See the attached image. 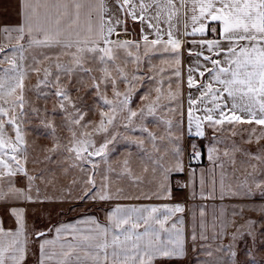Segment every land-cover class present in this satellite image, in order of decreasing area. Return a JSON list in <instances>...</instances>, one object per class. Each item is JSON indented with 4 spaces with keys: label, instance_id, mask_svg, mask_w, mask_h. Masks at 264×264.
<instances>
[{
    "label": "snow or ice",
    "instance_id": "snow-or-ice-1",
    "mask_svg": "<svg viewBox=\"0 0 264 264\" xmlns=\"http://www.w3.org/2000/svg\"><path fill=\"white\" fill-rule=\"evenodd\" d=\"M37 49L56 51L38 57ZM45 61L53 63L42 68ZM33 74L37 81L29 87ZM82 89L91 104L74 99L73 92ZM28 92L44 101L54 98L52 112L34 107ZM49 115L61 117L63 143L55 121L44 118ZM32 118L52 139L43 160L29 152L26 126ZM153 121L162 123L163 134L149 129ZM120 128L141 134L131 143L146 163L137 173L125 159L120 173L109 165L101 174L96 158L108 163L109 153L127 138ZM198 140H210L206 158L214 168L223 169L221 154L231 153L234 165L237 152L264 164V0H18L17 20L0 24V212L16 225L5 228L0 216V264H25L32 236L39 241L38 264H171L187 258L189 243L196 251L198 241L195 264H221L218 252L228 254L229 264H260L251 249L245 256L252 258L239 261L234 248L240 229L253 235L256 221L247 220L232 234V243L213 251L203 219L199 233L195 225L188 235L178 227L184 223L174 219L185 211L180 203H115L100 209L103 221L85 213L29 232V206L47 212L50 223L52 212L65 206L73 212L81 204L171 200L173 187L188 188L197 174L192 164L205 156ZM245 144L260 147L253 153ZM40 163L56 164L68 183L57 186L51 169L29 167ZM112 174L134 187L147 183L150 192L132 196L113 188ZM249 175L251 184L246 179L227 194L241 199L259 194L264 200V179ZM212 184L208 195L214 197ZM203 186L201 171V198ZM225 194L222 178L220 198ZM251 210L264 212V206ZM232 224L222 209L219 225L213 218L212 239L217 226L222 238Z\"/></svg>",
    "mask_w": 264,
    "mask_h": 264
},
{
    "label": "rangeland",
    "instance_id": "rangeland-1",
    "mask_svg": "<svg viewBox=\"0 0 264 264\" xmlns=\"http://www.w3.org/2000/svg\"><path fill=\"white\" fill-rule=\"evenodd\" d=\"M44 51L45 53H51L53 51L56 50H52V49H43V50H33L34 54L37 55L39 57L40 52ZM62 61H67V57H62L61 58ZM53 63V61H45L43 65H41V67H47L49 65H51ZM7 65H5L6 67ZM54 70V69H53ZM42 75V73H41ZM37 81V76L35 74L31 75L30 78L26 81V84L31 87L32 85L36 84ZM69 87L71 88V85H69ZM140 91H143V88L140 89ZM28 98L30 100V102L32 103V105L34 107L37 108H44L47 107L49 113L52 112L53 108L55 107L56 101L55 99H50L48 101H44L43 99H37L35 93L33 92H28L27 93ZM137 97L139 96V92H137ZM73 97L74 99H78V98H82L80 100L81 103L83 102H87L88 104L92 103V100L88 98L87 95V89H82L79 93L73 92ZM134 107H138L139 106V102L134 103L133 105ZM47 120H54L56 125H57V138H59L61 140V142H64V138L67 135L66 131L63 128V121L61 119V117L59 115L56 116H52L49 115L47 117H44ZM149 120L151 121V118H149ZM28 132H27V139H28V145H29V152L31 154L32 157L43 160L44 155H45V149L46 148H50L52 146V139L49 138L46 133L49 131L47 128H44L38 119L36 118H32V122L30 124H28L27 126ZM148 127L151 131L156 132L158 134H163V125L162 123L159 122H150L148 123ZM119 131L121 133H124L126 135V139L124 140H120L119 143L116 144L115 150L111 151L108 155V163H104L103 161L100 160L99 157H97L96 159L98 161H100L99 163V171L101 174H103L105 172V170L108 168V166L110 165L113 169H115V173H120L122 171V164L123 161L125 159H127L130 163L131 168L133 169L134 172L140 173L142 167L144 166V164L146 163L145 160H143L141 158V154H140V150L137 148V146L134 143H131L132 140L137 139L138 137L141 136V134L139 132H128L125 133V130L123 128H120ZM212 134V133H211ZM245 135H247L245 133ZM210 137V136H209ZM97 139V143H99L100 141V137H96ZM235 142L240 145L241 141L239 137L234 138ZM225 143L227 144V146L230 148L231 147V143L232 140L231 139H227L225 141ZM205 144V159L206 158V148L208 146H210V140H206L204 142ZM261 145H264V141H261ZM145 146H149L147 144V141L145 142ZM244 148H249L253 153L257 152L258 148L260 147V145H256V144H252V145H241ZM150 147V146H149ZM220 149H221V153H223V151L225 150V144H221L219 145ZM231 153L230 156L225 157L221 154V160H224L223 162L227 164V168H228V173L230 174V176L227 177V179H225V181L227 180V182L232 183V182H236L232 183L229 185V187L235 188L240 186L246 179L248 180L249 184L252 183V176L249 175V173H252L253 176H255L256 179H264V164L259 163L256 160H249L247 157H243L239 152L235 153V164L233 165L231 163ZM255 164L257 165V170L256 172H253L252 169V165ZM29 167H34L36 169L37 172L41 171V170H45V169H51L56 177L58 178V185L60 186L61 184L66 185L68 183V178L64 177L63 174L61 173L60 169L57 167L56 164H46V163H40L37 165H29ZM72 175H75L77 177H79L80 173L78 171H73L71 173ZM46 176H50L51 174L46 172L45 173ZM100 177L97 176V180L99 181ZM112 185L113 188L116 187H123L125 188V190L128 192L129 195L132 196H136V195H140L142 193H148L150 192V186L147 185V183L141 185L140 187H134L131 186L129 184V182L126 179H119L117 178L116 174H112ZM41 187H43V185H41ZM259 194H257L254 198H258ZM116 201H112L109 202L108 204H100V205H94V204H89L86 207L81 205L77 206L76 211L73 212H68V206H65L63 209H57L56 211L52 212L51 215V222L53 223V221L57 220V221H66V220H73V219H77V217L79 215H83L85 213H93V214H97L98 216L104 214L103 212L100 211L101 208H103L104 210L111 206V204H113ZM261 203H257L255 202L254 204H250L253 207H258L260 208L261 205H259ZM245 206V205H243ZM241 207V209H243V212L250 214V216L252 215V211L250 207L245 206V207ZM30 210H35V212L37 213H33L34 215H31V219H33V221H35L36 224H41L42 221V225H47L50 224L49 223V216L48 213L43 211L42 209H37L34 206H30L29 207ZM63 211L64 213H66L65 215H59V212ZM234 211L237 212V210L235 209ZM233 211V212H234ZM35 214H37L38 216L36 217ZM41 216V217H40ZM254 220V221H259V219H256L255 217H252V219L246 218V219H240L239 222H243L244 220ZM238 219H236L237 222ZM34 223V222H33ZM258 223H256L255 225H257ZM236 225V223H235ZM249 241V240H248ZM236 242V241H235ZM226 246V245H225ZM250 245L248 244V242H245L244 245H242L240 247V250L237 248L236 246V251H237V259L239 261H245L248 259H251L252 257H246L245 256V251L247 249H251L252 253L254 254V256L256 257L257 260H260V255L262 256V254L260 253V249L256 248V246L249 247ZM259 247V245H257ZM213 251H215L216 248H213ZM264 253V249L262 250ZM192 253H194L192 251ZM227 253L225 252H218L215 253V258H221V264H226L227 263ZM189 261L188 264H195V257L194 254H191L189 257ZM205 259V257L202 255V260ZM264 260V259H263ZM176 264V263H175ZM183 264H187L186 262H184ZM260 264H264V263H260Z\"/></svg>",
    "mask_w": 264,
    "mask_h": 264
},
{
    "label": "crops",
    "instance_id": "crops-1",
    "mask_svg": "<svg viewBox=\"0 0 264 264\" xmlns=\"http://www.w3.org/2000/svg\"><path fill=\"white\" fill-rule=\"evenodd\" d=\"M17 2L18 0H0V24H7V23H14L17 20ZM136 31H139V28L137 27ZM131 38V37H130ZM187 62V59H186ZM194 91V90H193ZM189 92V89L187 87H184V93L185 96ZM209 131V136L211 137V130ZM206 140L203 141H197V143H200L202 147L204 148L205 151V142ZM187 143V141H186ZM256 153V152H254ZM222 162L224 160H221ZM192 167L196 168V176L192 182L189 183L188 188H183V189H177L175 186L173 187V198L171 200H157L153 198L152 200H121V201H116L115 203H123V204H164V203H169V204H175V203H180L184 206L185 211L183 213H177L176 217L174 219H183L184 223L183 225H178V227H183L185 234L188 235L191 233V230L193 228V225L196 227L197 233L201 231V221L203 219V222L207 225V235L209 237L207 243L211 244L213 248H216L218 245L223 244L224 246L232 243V234L237 232V228L240 225L245 224V222L248 220H244L242 223L239 222L240 219H252V217H255L256 219H259V221H256L258 224L254 225L253 228V235H248V229L247 228H241L240 233H237V240L234 244V248H237L240 250V247L244 245L245 242H248L250 245L249 247H252L253 244L256 246V248L260 249V260H258L260 263H264V212H258L254 211L252 212V215L247 214L245 212H241V207L243 205L250 207L251 209L253 208H258V207H253L250 204H254L255 202L261 203L259 205L264 206V200H261L260 197L258 198H234L231 195L227 194V189L229 188V185L232 183H228L227 179L230 174L228 173V168L227 164L223 162V169L220 167L214 166L210 164L208 160L205 159V157L202 159V161L199 163V165L196 164V162H193ZM203 171L204 174V186L203 190L205 193V198H201V187H200V173ZM223 174V175H222ZM223 178V183L225 187V197L224 199L220 198V182L221 179ZM185 181L187 182V175L183 177ZM215 181V193L214 197L208 195L209 192L212 191L213 189V184L212 181ZM193 189H195V195H193ZM112 206V204H111ZM111 206L107 207L105 211L110 210ZM243 206V207H245ZM260 206V207H261ZM30 207V206H29ZM203 209L204 216L201 217V210ZM226 209V214L227 218L229 220L234 219V224L230 226L227 229V235L224 237L219 236V227L217 226L216 229V234L217 238L215 240L212 239L213 237V230H212V221L214 216L217 219V225H219V218L221 217V210ZM237 210V213H240L233 217V211ZM35 210H28L27 212V223H28V230L29 232H32L33 229H46L48 227H51L52 225H55L57 223V220L53 221V223L47 224V225H42L41 224H36L33 219H31V215L33 216ZM37 213V212H35ZM89 215H96L93 213H87ZM84 215V214H83ZM0 216H3L4 219V226L5 228H14L15 222L5 215L3 212H0ZM37 217L38 215L35 214ZM82 215H79L77 218H79ZM41 217V216H40ZM102 221L104 219V214L98 216ZM236 219L237 222H236ZM75 220V219H73ZM73 220H64L65 222L68 221H73ZM34 222V223H33ZM236 223V225H235ZM242 233V235H241ZM49 238L52 237V233H49ZM249 240V241H248ZM200 243L198 241L196 245V251L192 250V246L189 243L188 245V256L186 259L183 260H173L171 261V264H183L186 262L188 264V261L190 260L189 257L191 254H194V257H196L200 253ZM39 241L36 239L35 236H32V243L30 244V253L28 255V258L25 262V264H38L39 260V248H38ZM259 245V247L257 246ZM192 251L194 253H192ZM237 252V251H236ZM241 252V250H240ZM254 255V254H253ZM227 256V263L229 264V258L228 254ZM200 259L202 260V255H200ZM195 263V262H194Z\"/></svg>",
    "mask_w": 264,
    "mask_h": 264
}]
</instances>
